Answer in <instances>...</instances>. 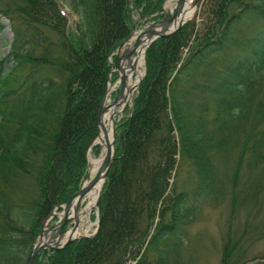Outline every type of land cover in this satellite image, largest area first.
I'll return each mask as SVG.
<instances>
[{"label": "trees", "instance_id": "1", "mask_svg": "<svg viewBox=\"0 0 264 264\" xmlns=\"http://www.w3.org/2000/svg\"><path fill=\"white\" fill-rule=\"evenodd\" d=\"M165 2L74 0L79 24L62 32L54 21L68 19L53 0H0V30L6 17L14 35L0 59V264H26L42 219L81 188L109 57L132 34L134 11L160 17ZM201 10L197 30L183 27L148 49L147 75L120 124L99 232L44 251L35 264H129L146 244L137 264L164 263L168 255L177 264L190 214L220 184L216 161L237 152L249 165L264 162V0H207ZM96 62L101 80L90 102L82 97ZM182 157L193 164L179 185L172 179ZM119 198L115 217L126 226L113 236L107 214ZM232 249L227 244L225 261Z\"/></svg>", "mask_w": 264, "mask_h": 264}, {"label": "rangeland", "instance_id": "2", "mask_svg": "<svg viewBox=\"0 0 264 264\" xmlns=\"http://www.w3.org/2000/svg\"><path fill=\"white\" fill-rule=\"evenodd\" d=\"M53 1L54 7L56 9H59L60 12L64 14L68 19V25H63L58 21H54L58 27V30L62 32H68L69 29H72L73 31H75V26L79 24L80 17L77 13L74 12V0ZM169 1L170 0H166V2L164 3V13L161 14L160 17L150 16L146 19H142L140 18L139 14L134 11V13H132V37L137 31L146 30L152 23L156 22L157 20L159 21L164 17H169L170 14L168 12V9L166 8ZM175 2H177V0H175ZM206 2L207 0H197L196 13L194 17L187 21V23L183 27L188 28L190 25L191 27H194L193 24H195L197 30V24L200 21L202 12L201 8L204 7ZM1 18V22L4 25V30H0V59L8 54L14 38L10 19L6 17ZM113 29H115V27H113ZM54 33L49 32V35H55ZM131 35L129 38H131ZM192 40H194V37L192 38ZM124 42L121 45H123ZM129 44L130 40L120 52L116 51L121 46L115 52L119 55L122 54L129 46ZM146 56L147 53L145 55V62L142 71L147 75ZM116 62V58L113 57L112 54L109 57V65L111 68H113L112 70H114L113 66ZM100 65V62H96L93 65L94 72L88 79L86 94L82 97L86 98V100L90 102L95 98V95L94 93H92L93 91L91 89H94L101 80L102 71ZM111 76L113 82L119 80L118 74L110 72L108 75V84L110 82L109 78ZM108 84L104 98L106 97V95H108ZM119 91L120 89L112 93V99H115ZM135 95L136 90H134L132 99L126 106L124 113L118 117V120L116 122V127H118L119 130L116 143L119 142L121 144V139H119V136L121 137L120 124L122 123V120L128 116L129 108L133 105ZM153 117L154 112L151 113L149 122L152 121ZM87 119L88 115L85 119V122L87 121ZM143 127L146 130L148 124L144 125ZM132 140L135 143L140 144V132L135 134ZM101 152V146H99L98 152L92 149L89 155H87L88 160L90 159V157H100ZM222 158L223 157H220L219 160L216 161L217 164L219 162L218 172L220 180V184H217L216 193L213 194V196L201 198V202L196 213L190 214L191 222L186 227V234L185 237H183V242L178 240L180 242V245L177 247L179 252L175 253L178 257L177 264H264V162L258 161L257 165L250 164L252 165L250 166L248 163V159L245 158L241 161L237 152L232 153V155H230L226 159ZM179 160L180 166H177V171L175 170L173 172L172 182L177 181L179 185H181L186 179L190 178V174L192 172L191 165L193 164V162L189 158L183 157L179 158ZM235 175L238 176V179L237 177H235ZM191 180V182H194L193 179ZM83 183L81 182L82 185ZM118 185H120V181H117V189L120 188ZM102 193L103 190L101 192V199ZM118 195L119 192H117L115 198H118ZM101 199L99 201V205L96 206L91 216V220L93 222V226L89 235L91 236V238L97 235L101 227ZM119 200L120 201L117 200L115 202V209H113L114 212H109L107 214L106 223L108 225V229L111 230L112 227L115 226V230L112 233L113 236L121 233L125 228L124 226H126L125 222L117 221V217H115V213L117 214L121 207L122 201L120 198ZM60 211L61 210L57 211V213H60ZM50 215L51 214L45 217V219H42L39 231L44 229L46 225L49 228L57 226L60 221L59 217H54L48 223L47 220ZM158 220L159 219H157V221ZM117 222H120V224L117 225ZM73 226L74 220L71 219L67 223L64 233H66ZM227 244H230L233 249L232 257L228 261H225L227 259ZM146 248L147 244L144 247V250L140 253L139 258L136 259V261L129 262V264H137L144 252H146ZM149 255L151 260L156 259V256L153 252H150ZM39 260L43 261L45 260V257H41ZM153 262L154 264H159L155 261ZM172 262H174V258L171 255H168L167 259H165V262L160 264H175ZM43 264H46V260L43 262Z\"/></svg>", "mask_w": 264, "mask_h": 264}, {"label": "bare ground", "instance_id": "3", "mask_svg": "<svg viewBox=\"0 0 264 264\" xmlns=\"http://www.w3.org/2000/svg\"><path fill=\"white\" fill-rule=\"evenodd\" d=\"M166 8L172 18L169 25V32H171L177 29L182 23L194 17L196 13V0H185L181 11H178L175 0H170ZM167 26V24H160L153 30L157 33ZM155 37L157 35L152 36L146 30L137 31L131 39L130 45L124 51L125 54H130V56L127 58L121 56L120 67L122 72L120 73V79L116 84L111 85L105 101L106 110L101 117V126L97 142L101 145L102 152L100 157H90L89 159V178L85 183V187H88L91 181L99 174L100 177L86 194L78 196L71 205V212L78 209L77 213H74L73 216L74 221L76 222L77 220L78 224L75 229L72 227L64 234L61 243H64L70 238H81L90 235L93 226L91 216L96 208L105 183L102 166L107 155L108 146L114 142V131L118 117L124 113L126 106L132 99L134 89L144 76L142 68L145 62V52L149 43ZM118 89H122V93L114 100L111 95ZM58 216L60 219H63L64 213H60ZM44 230V236L39 241L42 244L55 245L58 240L56 237L58 226L56 229H51L46 225Z\"/></svg>", "mask_w": 264, "mask_h": 264}, {"label": "water", "instance_id": "4", "mask_svg": "<svg viewBox=\"0 0 264 264\" xmlns=\"http://www.w3.org/2000/svg\"><path fill=\"white\" fill-rule=\"evenodd\" d=\"M184 2L185 0H178V4H177V7H178V11H181V8L183 7L184 5ZM171 17L170 18H165L164 20L162 21H158V22H155L153 23L151 26H149L146 30L147 33H150L152 36H155L157 35V37H155L148 45L147 49L156 41L158 40L159 38H165V37H170V36H173L176 34V32L178 30L181 29V27L185 24V23H182L177 29H175L174 31H171L169 32V25H170V22H171ZM160 24H167L168 26L166 28H164L162 31L160 32H154V28ZM127 44V42H125L119 49V51H121L125 45ZM146 49V51H147ZM133 53V52H132ZM123 57L127 58L130 56V54H123L122 55ZM120 61H121V57H118V63H117V67H118V71L119 73L122 72V69L120 67ZM142 80V79H141ZM140 80V82H141ZM139 82V83H140ZM122 93V89L119 93V95ZM118 95V96H119ZM117 96V98H118ZM116 98V99H117ZM106 110V106H105V100H104V104L99 112V120H98V126H99V129H100V126H101V117L104 113V111ZM116 138V129L114 131V139ZM113 160H114V142L112 144H110L108 146V151H107V155H106V158H105V161L103 163V166H102V169H103V176H104V179L106 180L107 178V175L110 171V168L112 166V163H113ZM99 177H100V174L98 176H96L90 183V185L88 187H85V184L84 186L82 187V189H80L76 194H74L73 196L70 197V199L68 200V202L65 204V206H60L61 208H63V213H64V218L61 220L60 224L58 225V230H59V234L56 235L57 237V243L55 245H46V244H42L39 239L44 236V229H42L38 239L36 240V242L34 243V246H33V249H32V252L26 262V264H34L36 258L38 257V255L48 249V250H54V251H57V250H61V249H65L67 248L73 241H75L77 238H70L68 239L67 241H65L64 243H61V239L62 237L64 236L63 235V230L64 228L66 227L67 223L69 220H71L74 216V213H77V210L78 209H75L74 212H73V215L71 214V205L73 204L74 200L78 197V196H83L84 194L87 193V191L93 186L95 185V183L99 180ZM99 201H100V198L98 200V203L97 205H99ZM59 208V206L57 207ZM56 208V209H57ZM58 216L57 213L54 211L49 217H48V222H50L54 217ZM77 220L74 224V229L75 227L77 226ZM56 227H52L51 229H56Z\"/></svg>", "mask_w": 264, "mask_h": 264}]
</instances>
